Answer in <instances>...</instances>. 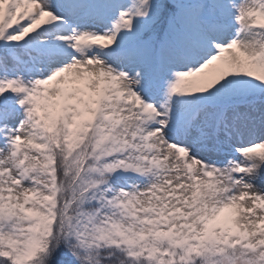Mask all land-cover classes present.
I'll return each mask as SVG.
<instances>
[{
	"label": "snow or ice",
	"instance_id": "obj_1",
	"mask_svg": "<svg viewBox=\"0 0 264 264\" xmlns=\"http://www.w3.org/2000/svg\"><path fill=\"white\" fill-rule=\"evenodd\" d=\"M0 264H264V0H0Z\"/></svg>",
	"mask_w": 264,
	"mask_h": 264
}]
</instances>
